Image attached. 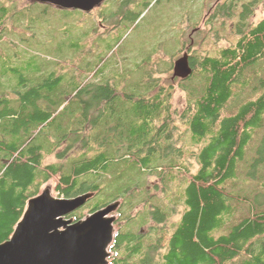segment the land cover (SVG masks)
Here are the masks:
<instances>
[{
  "label": "trees",
  "instance_id": "16d2710c",
  "mask_svg": "<svg viewBox=\"0 0 264 264\" xmlns=\"http://www.w3.org/2000/svg\"><path fill=\"white\" fill-rule=\"evenodd\" d=\"M15 2L0 0V243L12 235L28 200L51 183L57 196L98 198L88 213L81 207L68 216L74 220L120 201L107 264H264V177L256 169H264V136L247 173L262 191L245 207L247 197L226 187L238 178L249 140L264 128V19L229 47L198 54L190 65L196 76L174 78L187 93L178 111L172 87L153 76L126 93L111 81L123 76H102L101 62L86 73L37 63L28 46L12 39L31 5ZM103 4L97 16L114 28V0ZM5 43L19 47L20 57ZM245 90L255 94L241 100ZM232 98L238 108L222 114ZM187 157L197 161L195 172ZM150 174L165 185L177 176L186 182L179 220L167 229L170 212L153 207L145 234L128 224L149 194ZM233 203L245 207L237 218Z\"/></svg>",
  "mask_w": 264,
  "mask_h": 264
},
{
  "label": "rangeland",
  "instance_id": "374dc122",
  "mask_svg": "<svg viewBox=\"0 0 264 264\" xmlns=\"http://www.w3.org/2000/svg\"><path fill=\"white\" fill-rule=\"evenodd\" d=\"M240 1H252L253 11L246 19L248 20L247 26L253 25L264 18V0ZM146 2L144 5H130L128 8V2L123 1L125 8L119 11L116 10L118 16L116 19H118L114 28H111L112 25L108 24L110 23L108 19L100 20V17L97 16L98 12L105 6L103 3V5L94 8L92 12L87 13L76 9H63L51 4L43 5V3L36 0H16L15 3L19 7L31 5L24 10L23 16L26 21H20V28L12 36V39L18 40L24 50L25 46H28L30 54L35 56L37 63L51 65L53 71L60 72L63 68L67 70L69 67L75 66L86 73L88 68H92L101 62L102 70L105 68V74L102 76H123L115 80L111 78L113 84L115 81L116 86L122 92L136 93L137 91H133V85L143 76L158 78L160 84L172 87H170L173 92L172 108L182 111L186 104L187 93L181 89L179 82L172 78L173 64L178 58L180 50L177 46L170 45L171 37L165 32L166 28H163V25L169 24L168 19L170 17L179 16L178 12L176 13L171 9L172 4H175L177 0H147ZM115 9L116 5L114 6ZM95 27L97 28L95 29ZM203 34L205 36L203 43L199 42L201 45L194 49L197 54H213L216 49L235 41L232 36V40L229 42L227 33L221 31L218 33L221 35L219 39L214 38L215 33L200 32L198 34L199 40H203ZM158 40L166 41V45L165 43L159 45ZM5 44L2 46L9 54L18 51L17 57H20L19 47L11 43ZM71 45H77L78 47L72 49ZM100 58L103 60L99 61ZM254 68L257 70L256 67ZM255 69L250 70L248 74L255 76ZM259 74L261 73L259 72ZM191 76H196V72ZM197 87L201 89L200 84ZM253 94L255 93L245 90L243 93L240 92V99L249 98ZM233 98L227 104L232 106L224 109L222 114L236 111L240 102L233 104ZM263 136L264 128L251 137L246 146L244 159L237 165L238 178L233 183H229L230 179L227 180L226 187L230 192L234 189L237 192H235L236 194L247 197L244 201L245 207L247 203L253 200L255 191H262L260 181L249 180L247 173L252 169L250 164ZM186 159L189 171L195 172L198 167L195 158L187 157ZM49 160H53V158L50 157ZM256 169L264 177V169ZM175 173L177 172L175 171ZM185 182L186 180L182 176H177L175 180L165 185L157 175H148L145 186L149 194L145 197L146 200H142V203L131 210L130 215L137 216L128 224L130 228L141 230L146 234L153 222H143L147 220L153 207H159L163 213L170 212L168 222H166L167 227L175 224L183 211L179 191L180 187L182 188L185 185ZM46 187L50 188L53 196L62 197L52 192L51 183H46L43 189ZM137 197H139V194L136 195ZM97 201V197L90 199L82 207V210L88 213L90 210L87 206L94 205L93 203ZM85 206L86 208H84ZM233 206H235L234 217L237 218L240 213H243L245 207L236 203H233ZM128 211V207L124 206L121 209L122 216H126ZM113 215L117 218V211Z\"/></svg>",
  "mask_w": 264,
  "mask_h": 264
},
{
  "label": "water",
  "instance_id": "95a60500",
  "mask_svg": "<svg viewBox=\"0 0 264 264\" xmlns=\"http://www.w3.org/2000/svg\"><path fill=\"white\" fill-rule=\"evenodd\" d=\"M63 9L91 12L104 0H36ZM193 72L184 53L173 64L172 78ZM93 196L56 197L49 187L30 198L9 239L0 243V264H107L120 201L94 210L82 219L68 217Z\"/></svg>",
  "mask_w": 264,
  "mask_h": 264
},
{
  "label": "flooded vegetation",
  "instance_id": "af4514ba",
  "mask_svg": "<svg viewBox=\"0 0 264 264\" xmlns=\"http://www.w3.org/2000/svg\"><path fill=\"white\" fill-rule=\"evenodd\" d=\"M123 1L125 0H114V6L116 5V9L114 10V26L118 19H116L118 17L116 10L119 11L125 8ZM126 1L128 2V8L130 5H144L147 3V0ZM172 5V11L178 12L179 16L170 17L168 19L169 24L163 25V28H166L165 32L171 37L169 41L170 45H175L180 50L178 58L187 53L190 65L198 56L196 51H194L195 47H199L205 39L204 34L203 40L198 39L200 32L207 34L215 33L216 36L214 38L217 39L221 36L218 34L220 31L226 32L229 42L232 40V36L237 41L241 37L242 31L247 27L248 20L246 19L253 11L252 1L239 2V0H177ZM157 43H160L159 45L165 43L166 45V41L164 42L163 40H158ZM231 44L233 43L218 48L215 52L229 47Z\"/></svg>",
  "mask_w": 264,
  "mask_h": 264
},
{
  "label": "bare ground",
  "instance_id": "6f19581e",
  "mask_svg": "<svg viewBox=\"0 0 264 264\" xmlns=\"http://www.w3.org/2000/svg\"><path fill=\"white\" fill-rule=\"evenodd\" d=\"M256 2H257V1H256ZM8 32H9V31H8ZM13 33H14V32H13ZM8 34H9V33H8ZM186 47H187V46H186ZM190 50H191V49H190ZM189 54H190V53H189ZM116 201H117V200H116ZM114 202H115V201H114ZM119 206H120V205H119ZM104 207H105V206H104ZM101 208H102V207H101ZM118 208H119V207H118ZM118 208H117V209H118ZM116 211H117V210H116ZM113 214H114V213H113ZM114 225H115V224H114ZM108 249H109V248H108ZM108 259H109V258H108Z\"/></svg>",
  "mask_w": 264,
  "mask_h": 264
}]
</instances>
